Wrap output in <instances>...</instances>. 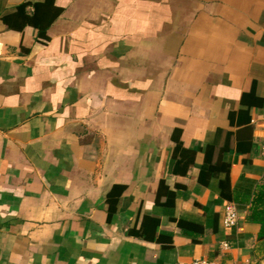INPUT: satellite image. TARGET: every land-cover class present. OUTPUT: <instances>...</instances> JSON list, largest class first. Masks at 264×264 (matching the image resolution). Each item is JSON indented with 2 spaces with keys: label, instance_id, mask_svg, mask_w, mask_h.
I'll list each match as a JSON object with an SVG mask.
<instances>
[{
  "label": "crops",
  "instance_id": "1",
  "mask_svg": "<svg viewBox=\"0 0 264 264\" xmlns=\"http://www.w3.org/2000/svg\"><path fill=\"white\" fill-rule=\"evenodd\" d=\"M263 147L264 0H0V264H264Z\"/></svg>",
  "mask_w": 264,
  "mask_h": 264
},
{
  "label": "trees",
  "instance_id": "2",
  "mask_svg": "<svg viewBox=\"0 0 264 264\" xmlns=\"http://www.w3.org/2000/svg\"><path fill=\"white\" fill-rule=\"evenodd\" d=\"M246 221L258 226V241H264V185L258 186L254 193Z\"/></svg>",
  "mask_w": 264,
  "mask_h": 264
},
{
  "label": "built area",
  "instance_id": "3",
  "mask_svg": "<svg viewBox=\"0 0 264 264\" xmlns=\"http://www.w3.org/2000/svg\"><path fill=\"white\" fill-rule=\"evenodd\" d=\"M263 154H264V147H263ZM238 223V213L236 212L235 208L231 204H227L223 210V220L222 224L225 229H231L237 226ZM221 248L224 250H228L230 244L228 242H222L220 244ZM188 264H218L214 261H207V260H192Z\"/></svg>",
  "mask_w": 264,
  "mask_h": 264
},
{
  "label": "rangeland",
  "instance_id": "4",
  "mask_svg": "<svg viewBox=\"0 0 264 264\" xmlns=\"http://www.w3.org/2000/svg\"><path fill=\"white\" fill-rule=\"evenodd\" d=\"M262 262V261H261Z\"/></svg>",
  "mask_w": 264,
  "mask_h": 264
}]
</instances>
